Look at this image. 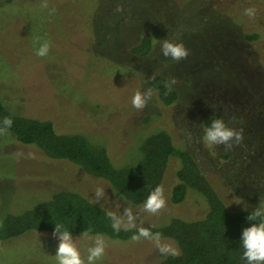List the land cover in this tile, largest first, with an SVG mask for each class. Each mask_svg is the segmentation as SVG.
Returning a JSON list of instances; mask_svg holds the SVG:
<instances>
[{"label":"rangeland","instance_id":"rangeland-1","mask_svg":"<svg viewBox=\"0 0 264 264\" xmlns=\"http://www.w3.org/2000/svg\"><path fill=\"white\" fill-rule=\"evenodd\" d=\"M20 6L26 11L10 18L11 7ZM249 7L253 17L244 15ZM37 13L38 20L27 22ZM230 30L238 31L232 42L224 39ZM254 32L258 39H244ZM34 35L50 40L47 57L34 54ZM146 35L152 49L136 55L133 49ZM155 38L182 41L189 55L180 61L164 58ZM156 74L167 78L178 99L166 105L154 90L143 109L134 108L132 95L151 88L148 79ZM221 89L224 96L217 95ZM0 96L15 114L52 119L60 131L85 133L107 148L116 165L134 163L143 138L165 129L176 146L194 154L231 209L255 210L264 203V0H0ZM219 110L230 127L243 129L244 138L231 150L219 145L210 154L201 143L202 125ZM0 129V224L6 213H20L62 189L92 199L97 186L106 190V199L97 204L115 212L134 206L137 225L163 224L172 216L192 220L207 211L206 198L194 190L182 203L171 202L177 158L170 160L162 183L166 206L149 214L124 200L107 180ZM95 235H74L82 252ZM102 236V264H158L166 256L149 239ZM162 242L179 252L174 241ZM57 244L50 231H28L0 241V264H55Z\"/></svg>","mask_w":264,"mask_h":264},{"label":"trees","instance_id":"trees-1","mask_svg":"<svg viewBox=\"0 0 264 264\" xmlns=\"http://www.w3.org/2000/svg\"><path fill=\"white\" fill-rule=\"evenodd\" d=\"M20 7H22L20 10L11 7L10 18L15 20L21 10L26 11V8ZM39 15L37 13L30 16L27 22L31 19L38 20ZM6 22H9L8 18ZM66 22H69V19ZM226 35L224 39L232 38L230 40L232 42L236 40L238 31L230 30ZM59 36L56 35L57 38ZM243 37L252 42L259 38V34L247 33ZM230 45L229 48L234 49V45ZM151 49L152 38L146 35L134 47L133 52L145 56ZM250 80L253 81L252 78ZM148 84L166 105L178 99L177 91L169 87L164 75L156 74L150 77ZM220 91L217 95L226 94L225 89ZM214 114L223 116L228 121L227 115L219 110L206 118L205 124ZM240 116L242 115L235 114V118ZM5 117L12 121L11 127L6 130L13 133L17 140L24 144L35 145L50 158L69 160L81 166L90 175L107 180L124 200L133 205L142 204L151 188L162 185L170 160L177 158L179 168L176 171L177 182L170 191L171 202L182 203L186 200L188 191L194 190L206 198L208 208L204 216L197 219L188 220L172 216L163 224L138 225L151 226L154 232L161 234V238L170 239L179 247L176 255L168 254L158 264H242L238 238L243 224L253 223L246 217L254 210L231 209L208 179L194 154L188 149L176 146L167 130L161 128L147 134L139 145V155L134 163L116 165L110 158L107 148L93 142L85 133L75 130L60 131L52 119L15 114L0 96L2 128ZM249 117L247 116L248 119ZM90 200L78 191L62 189L53 193L49 199L20 213L8 212L0 224V241L21 236L31 230L53 232L56 222H62L73 232V235H80L84 230H90V235H105L122 240L132 239L136 232L135 227L128 231L122 229L114 232L111 221L106 215L107 209L99 204L90 203Z\"/></svg>","mask_w":264,"mask_h":264},{"label":"clouds","instance_id":"clouds-1","mask_svg":"<svg viewBox=\"0 0 264 264\" xmlns=\"http://www.w3.org/2000/svg\"><path fill=\"white\" fill-rule=\"evenodd\" d=\"M119 11V9H117ZM244 15L253 17L254 8H245ZM54 13V9L49 10V15ZM159 43L161 55L164 58H170L172 61H180L187 58L189 50L182 41L170 39H154L153 44ZM32 46L34 54L38 57H47L51 48V42L46 36L34 35L32 37ZM175 83V80L172 81ZM154 89L147 88L143 91L137 90L131 98V104L136 109H143L153 98ZM12 121L5 117L2 121L3 128H10ZM2 130V129H0ZM243 129L230 127L228 121L223 116L213 115L206 124L202 125L201 143L204 148L214 154L216 146L222 145L225 150H231L235 145H239L243 140ZM101 198L106 199V190L103 186H97L94 190V197L89 201L97 204ZM166 206V198L162 185H156L151 188L142 204L140 211L157 214ZM103 207V206H101ZM134 206H125L123 211H106V215L111 221V228L114 232L122 229L125 231L135 227L133 240L141 238L149 239L155 242L156 247L162 255H176L178 249L168 243H163L161 234L154 232L149 227L137 225L140 218L139 211L133 210ZM246 219L253 221L249 226L242 228L238 244L240 249V260L242 264H264V203L260 202L259 207L252 211ZM52 235L58 240L55 249V264H102L105 258L106 241L102 235L92 237L91 244L81 251L76 243L73 232L64 226L62 222L54 223ZM90 230H84L80 236L89 237Z\"/></svg>","mask_w":264,"mask_h":264}]
</instances>
